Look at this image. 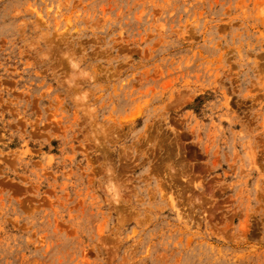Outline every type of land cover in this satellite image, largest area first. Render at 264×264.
<instances>
[{"label": "rangeland", "instance_id": "1", "mask_svg": "<svg viewBox=\"0 0 264 264\" xmlns=\"http://www.w3.org/2000/svg\"><path fill=\"white\" fill-rule=\"evenodd\" d=\"M0 264H264V0H0Z\"/></svg>", "mask_w": 264, "mask_h": 264}]
</instances>
